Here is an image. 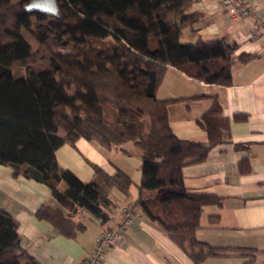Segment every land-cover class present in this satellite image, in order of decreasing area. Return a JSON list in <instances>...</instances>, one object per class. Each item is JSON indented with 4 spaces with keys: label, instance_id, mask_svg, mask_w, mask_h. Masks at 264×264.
Instances as JSON below:
<instances>
[{
    "label": "trees",
    "instance_id": "obj_1",
    "mask_svg": "<svg viewBox=\"0 0 264 264\" xmlns=\"http://www.w3.org/2000/svg\"><path fill=\"white\" fill-rule=\"evenodd\" d=\"M32 1L0 0V164L12 168L13 176L49 188L61 209L42 204L35 218L66 238L84 230L72 219L77 209L104 225L106 210L114 206L108 190L128 197L129 177L91 165L93 179L83 183L57 164L55 151L79 138L104 149L132 143L141 160L132 208L193 264L226 255L227 249L196 240L202 207L219 199L187 191L182 168L202 162L214 146L227 142L229 121L213 98L196 119L206 140H180L168 125L169 101L155 93L168 66L203 84L225 87L233 63L253 56H234L237 47L225 38L182 43L183 30H192L199 18L190 11L193 0H53L55 15L28 10ZM22 32L35 41L34 51ZM17 67L26 68L24 76L13 77ZM238 171L250 172L246 160L239 161ZM17 228V221L0 210V264H38L21 248Z\"/></svg>",
    "mask_w": 264,
    "mask_h": 264
},
{
    "label": "crops",
    "instance_id": "obj_2",
    "mask_svg": "<svg viewBox=\"0 0 264 264\" xmlns=\"http://www.w3.org/2000/svg\"><path fill=\"white\" fill-rule=\"evenodd\" d=\"M244 1L255 7V17L231 22L221 10L220 0H193L190 11L198 12L199 18L192 30H183L180 38L187 44L225 38L236 45L234 56H253L245 63H233L230 85L203 84L168 66L155 93L156 99L169 101L168 125L180 140H206L196 119L209 109L213 98L229 121V140L214 146L202 162L182 168L187 191L219 199L218 204L202 207L201 227L194 235L199 242L227 249L226 255L207 258L201 264H264V28L258 38L248 37L257 20L264 21V0ZM236 115L245 119L233 121ZM236 145L242 147L237 149ZM55 158L62 169L83 183L93 179L91 165L107 175L119 170L131 181L128 197L115 188L108 190L114 206L106 210L108 221L104 225L85 210L77 209L72 219L81 223L84 230L75 238H66L34 216L42 204L61 209L49 188L21 175L13 176L12 168L0 164V210L17 221L21 248L38 264H84L99 234L119 221V209L137 199L141 178L139 151L132 143L104 149L94 141L79 138L73 145L56 149ZM241 160L247 161L249 173L238 171ZM58 189L64 192L66 186L60 183ZM212 217L215 220H210ZM102 253L101 264H193L142 216L120 242L103 247Z\"/></svg>",
    "mask_w": 264,
    "mask_h": 264
},
{
    "label": "built area",
    "instance_id": "obj_3",
    "mask_svg": "<svg viewBox=\"0 0 264 264\" xmlns=\"http://www.w3.org/2000/svg\"><path fill=\"white\" fill-rule=\"evenodd\" d=\"M220 7L226 19L231 22L243 21L249 17H255V7L244 0H220ZM264 28V21L257 20L253 29L249 32V39H256ZM141 215L131 205L126 204L119 209V221L110 230L102 231L90 248V256L84 264H101L102 248L115 246L120 242L128 228Z\"/></svg>",
    "mask_w": 264,
    "mask_h": 264
},
{
    "label": "water",
    "instance_id": "obj_4",
    "mask_svg": "<svg viewBox=\"0 0 264 264\" xmlns=\"http://www.w3.org/2000/svg\"><path fill=\"white\" fill-rule=\"evenodd\" d=\"M28 10L42 12L48 15H55L56 8L53 0H33L28 6Z\"/></svg>",
    "mask_w": 264,
    "mask_h": 264
},
{
    "label": "rangeland",
    "instance_id": "obj_5",
    "mask_svg": "<svg viewBox=\"0 0 264 264\" xmlns=\"http://www.w3.org/2000/svg\"><path fill=\"white\" fill-rule=\"evenodd\" d=\"M24 39L26 42L31 46V49L34 51L36 49V43L35 41L28 36L27 33L22 32ZM26 68L25 67H17L12 70V75L14 78H20L25 75Z\"/></svg>",
    "mask_w": 264,
    "mask_h": 264
}]
</instances>
